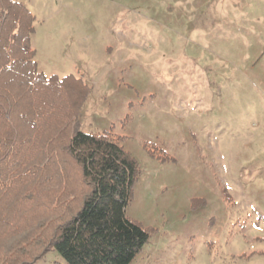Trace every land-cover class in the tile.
Returning a JSON list of instances; mask_svg holds the SVG:
<instances>
[{"label":"rangeland","instance_id":"obj_1","mask_svg":"<svg viewBox=\"0 0 264 264\" xmlns=\"http://www.w3.org/2000/svg\"><path fill=\"white\" fill-rule=\"evenodd\" d=\"M11 1L34 18L38 70L79 82L65 120L137 164L126 215L149 238L130 264H264V0ZM66 162L10 190L36 191L22 236L59 187L82 190Z\"/></svg>","mask_w":264,"mask_h":264},{"label":"trees","instance_id":"obj_2","mask_svg":"<svg viewBox=\"0 0 264 264\" xmlns=\"http://www.w3.org/2000/svg\"><path fill=\"white\" fill-rule=\"evenodd\" d=\"M33 22L22 5L0 0V240L9 241L0 264H35L50 252L62 264H130L149 238L126 215L137 164L119 138L82 131L62 116L79 82L38 70L30 48ZM65 160L76 166L82 190L59 187L46 204L49 217L22 236L19 214L36 191L21 190L23 199L14 200L10 190L34 180L40 186L48 171L62 177Z\"/></svg>","mask_w":264,"mask_h":264}]
</instances>
